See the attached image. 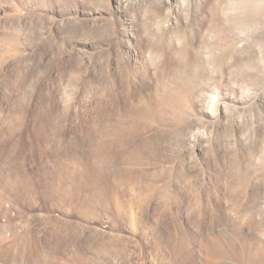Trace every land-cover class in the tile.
I'll use <instances>...</instances> for the list:
<instances>
[{"label": "rangeland", "instance_id": "1", "mask_svg": "<svg viewBox=\"0 0 264 264\" xmlns=\"http://www.w3.org/2000/svg\"><path fill=\"white\" fill-rule=\"evenodd\" d=\"M0 264H264V0H0Z\"/></svg>", "mask_w": 264, "mask_h": 264}, {"label": "bare ground", "instance_id": "2", "mask_svg": "<svg viewBox=\"0 0 264 264\" xmlns=\"http://www.w3.org/2000/svg\"><path fill=\"white\" fill-rule=\"evenodd\" d=\"M111 118V117H110ZM141 118L139 117H134L132 119V122L131 124L133 125H136L137 121H139ZM130 126V125H128ZM127 126V127H128ZM125 128V124L123 122H115L114 124V127L113 129H111V132H109L108 134H106V139L104 140V146H105V149H106V163H109L110 161V149L112 148V146L121 141L122 142V139L124 138L123 137V129ZM135 128V127H134ZM119 203V202H118ZM134 214V213H133ZM109 246V245H108Z\"/></svg>", "mask_w": 264, "mask_h": 264}]
</instances>
